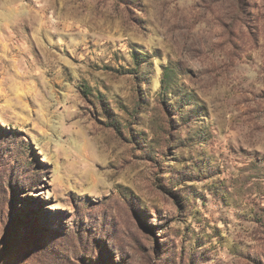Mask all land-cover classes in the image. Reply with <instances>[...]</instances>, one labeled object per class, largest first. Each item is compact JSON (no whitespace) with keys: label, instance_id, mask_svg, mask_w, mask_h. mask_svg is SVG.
I'll return each instance as SVG.
<instances>
[{"label":"rangeland","instance_id":"1","mask_svg":"<svg viewBox=\"0 0 264 264\" xmlns=\"http://www.w3.org/2000/svg\"><path fill=\"white\" fill-rule=\"evenodd\" d=\"M0 264H264V0H0Z\"/></svg>","mask_w":264,"mask_h":264}]
</instances>
